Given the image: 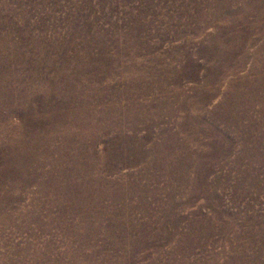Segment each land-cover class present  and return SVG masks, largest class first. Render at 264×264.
<instances>
[{
  "label": "rangeland",
  "instance_id": "obj_1",
  "mask_svg": "<svg viewBox=\"0 0 264 264\" xmlns=\"http://www.w3.org/2000/svg\"><path fill=\"white\" fill-rule=\"evenodd\" d=\"M0 264H264V0H0Z\"/></svg>",
  "mask_w": 264,
  "mask_h": 264
}]
</instances>
